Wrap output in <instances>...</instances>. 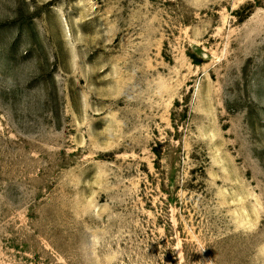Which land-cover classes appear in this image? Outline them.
<instances>
[{"label": "rangeland", "instance_id": "374dc122", "mask_svg": "<svg viewBox=\"0 0 264 264\" xmlns=\"http://www.w3.org/2000/svg\"><path fill=\"white\" fill-rule=\"evenodd\" d=\"M0 264H264V0H0Z\"/></svg>", "mask_w": 264, "mask_h": 264}]
</instances>
